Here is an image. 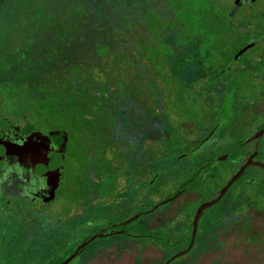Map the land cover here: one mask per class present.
Instances as JSON below:
<instances>
[{"label":"flooded vegetation","instance_id":"af4514ba","mask_svg":"<svg viewBox=\"0 0 264 264\" xmlns=\"http://www.w3.org/2000/svg\"><path fill=\"white\" fill-rule=\"evenodd\" d=\"M258 1L241 0L237 5L233 2L229 10L235 20L242 13L241 18H245V26L250 29L244 32L253 33L249 41L232 53L224 72L232 87L224 93L223 102L231 95V103L221 112L220 127L225 124L226 135L233 144L224 148L211 141L209 133L197 145H185L183 122L172 123L175 126L169 132L161 118L152 119L149 102L143 118L141 113L126 114L130 115L129 128L118 125L112 138L104 128L91 132L78 162V174L71 180L67 164L77 153L69 136L57 131L42 134L28 126L24 130L14 118L0 113L5 134L0 137V213L8 204L7 199L45 206L35 213L54 224L52 237L74 239L76 243L61 264L75 252L68 264H165L173 257H167L169 246L183 241L184 229L192 231L196 211L205 203L201 201L202 191L212 192L209 201L215 199L246 163L251 164L236 182L244 177L248 190L254 184L264 183V134L251 140L264 129V48L255 52L254 59L242 60L248 50L264 42V3L253 8ZM256 40L233 58L242 47ZM246 87L253 90L251 95ZM231 109L232 114L225 119ZM246 112L250 113L248 121ZM5 146L19 154L5 155ZM56 150H65L57 161L56 156L51 157ZM30 152L33 161L29 159ZM185 156L193 158L186 166H179ZM222 163L231 167L233 174L213 193L211 180L222 178L223 174L216 170ZM255 197V203L239 197L242 212L234 208L237 201L231 204V197L223 203L225 224L214 226L212 236L213 240L223 242L220 252L226 255L186 257L195 245V237L190 251L177 258L185 259L169 264H264V204L257 200L263 198V193L257 192ZM56 204L62 206L57 209L59 218L53 219L55 213L49 216L46 210H53L51 206ZM35 213L29 211L28 215ZM27 222L35 224L33 219ZM55 223L64 226L59 228ZM174 234L176 237H172ZM190 240L191 237L188 246ZM48 242L50 246L51 239ZM0 264H7L2 256Z\"/></svg>","mask_w":264,"mask_h":264},{"label":"rangeland","instance_id":"374dc122","mask_svg":"<svg viewBox=\"0 0 264 264\" xmlns=\"http://www.w3.org/2000/svg\"><path fill=\"white\" fill-rule=\"evenodd\" d=\"M213 1L217 2L214 4L212 13L219 18L224 9L229 11L232 8L234 0ZM167 3V0H154L152 4L159 11L169 13L171 16L172 13L166 11L169 9ZM263 3V0H260L253 8L261 7ZM149 4L141 0H0V113L14 118L24 130L28 126L33 131L42 134L57 131L69 136L72 147L77 153L76 157L67 164L71 168V180L78 174V162H81L86 151L91 132H95L99 126L96 121V111L85 99L80 110L69 108L59 114H47L35 109V106L20 92H9L6 82L12 81V84L20 82L22 85H33V87L50 90L51 93L71 95V82L65 79L60 72L58 73L54 67L61 65V61H63L65 68H72V61H77L81 70L84 71L87 68L91 70L92 75L89 77L86 76L88 71L85 72L86 74L84 73L85 79L88 77V79L93 78L97 81L111 83L117 76L116 78L126 86L124 88L121 87V84L114 83L115 86H120L119 91L138 100L139 96L135 91L130 94V87L135 84V69H138L134 55L128 51L125 57L126 65L121 62H115L113 65L118 51L111 50L104 45L112 44L115 36L113 29L117 28L116 23L110 20H117L119 16L126 15V12L132 8L128 18L132 23L140 24L143 19L139 14H143ZM238 17L236 20H241L242 13ZM95 22H98L102 28L99 29ZM106 31L111 32L107 33ZM252 35L253 33L243 31L239 37L233 39L235 44L230 47H240L249 41ZM263 48L264 42L257 44L243 55L242 60L254 59L255 52ZM194 49L190 46L180 53L181 55L189 52L193 54ZM225 60L226 57L220 63ZM180 61L182 60H176L172 65H176ZM186 71L188 68L184 70L185 74ZM7 72L9 77L8 74L6 75ZM210 78L211 76L207 80ZM125 80L130 84H126ZM31 89L33 90V88ZM245 90L249 95L253 93L250 87H246ZM217 104L218 102L214 101V106ZM146 106L147 104H145ZM231 112L233 109L225 114V119L229 114H232ZM249 115V112L245 113L247 121L250 119ZM201 118L204 122L199 128L203 127L202 131L206 134L212 126L211 116L209 112L203 111ZM1 127L2 125H0V137H5L4 129ZM254 127L251 126V129ZM185 128H188L187 125ZM196 128H198V124L195 123L194 129ZM42 134H40L41 140L44 138ZM194 136H196L195 132L190 134L185 130L183 144L197 145L199 139H193ZM213 142L221 143L224 148L234 143L226 135L225 124L215 134ZM192 158L185 156L179 166H186ZM216 170L223 175L222 178L211 180L213 193L223 186L233 174L232 168L224 163L219 164ZM254 172L259 171L254 170ZM243 188L244 190H242ZM257 192L263 193V198L260 197L257 200L264 204V183L254 184L252 190H248L245 187V178H241L232 185L224 199L204 211L198 221L195 237L197 238L205 225H220L224 218L223 203L228 198L231 197V204L237 201L234 208L237 207L239 212H242L244 207L243 204L238 205V202L241 201L239 197H247L255 203ZM212 196L211 191L204 190L201 194V201H209ZM61 197L64 203L66 199L63 198V195ZM7 201L8 204L0 213V256L7 260V264H61L76 245L74 239L68 241L61 236L52 237L51 231L54 224L46 222L43 216L35 213L37 209H43L45 206L41 208V205H34L20 199H7ZM62 204L51 206L53 210L55 209L54 211L46 210L47 208L45 210L49 216L55 213L53 219L59 218L60 214L57 213V209ZM29 211L36 215H28ZM217 215L220 217L216 218ZM29 219H33L35 224L31 226L27 222ZM63 226L61 223L56 224V227L59 228ZM187 232L188 229L183 230L184 241L169 246L168 255L175 256L188 246V238L185 235ZM172 237H176V234ZM49 239L52 241L50 246H48ZM35 247L38 248V251L35 250ZM222 255H226V253L223 252ZM177 260L175 259L174 262Z\"/></svg>","mask_w":264,"mask_h":264},{"label":"trees","instance_id":"16d2710c","mask_svg":"<svg viewBox=\"0 0 264 264\" xmlns=\"http://www.w3.org/2000/svg\"><path fill=\"white\" fill-rule=\"evenodd\" d=\"M141 1L151 4L146 7L143 14H139L143 21L140 24L131 22L128 17L132 8L117 20H110L116 23L117 28L113 29L115 36L112 44L104 45L118 51L113 65L115 62L125 64L128 51L134 55L138 67L135 69L136 85L129 87L130 94L135 91L139 96L138 100L119 91L120 86H115L114 83L121 84L124 88L126 86L116 78L117 76L111 83L88 79L92 75L91 70L89 68L81 70L77 61H72V68H65L63 61L61 65L54 67L71 82V95L51 93L50 90L33 85H22L20 82L12 84V81L6 82L8 91L20 92L35 106V109L47 114H59L69 108L80 110L83 101L87 99L96 111L98 128L107 129L110 138L113 137V129L118 125L129 128L130 115L126 114L141 113L143 118L144 113L148 112L145 104L150 102L152 119L161 118L169 132L175 126V124L172 126V123L182 121L183 132L185 130L190 134L195 132L196 136L193 139L199 141L204 139L217 126L218 112L227 101L225 98L223 102L224 93L232 87V84L227 83V75H224V72L232 53L239 48V46L230 47L235 44L233 39L239 37L243 31H250L245 26V18L235 20L232 18L234 15L225 9L220 13L219 18L216 17L212 9L217 1L213 0H167L169 9L166 11L171 12V16L169 13L159 11L152 4L154 0ZM95 23L99 29L102 28L98 22ZM190 46L195 48L193 54L189 52L181 55L180 52ZM224 57L226 60L220 63ZM179 59L182 61L173 66L172 63ZM186 68L188 71L185 74ZM86 71L88 74L85 73ZM84 73L88 75L86 79ZM209 76L211 78L207 80ZM125 81L126 84L129 83ZM214 101L218 102L216 106ZM203 111L209 112L212 121V126L206 134L202 131L203 127L199 128L204 122L201 118ZM195 123L198 124L196 129H194ZM186 125L188 128H185ZM221 128L219 126L215 134ZM219 217L220 215L216 216ZM224 222L222 218L220 224ZM213 229L214 226L209 225L202 228L194 247L186 257L222 255L220 250L224 247L223 242L218 238L213 240ZM185 235L189 242L191 228ZM183 259L185 258L177 262Z\"/></svg>","mask_w":264,"mask_h":264},{"label":"water","instance_id":"95a60500","mask_svg":"<svg viewBox=\"0 0 264 264\" xmlns=\"http://www.w3.org/2000/svg\"><path fill=\"white\" fill-rule=\"evenodd\" d=\"M234 2V4L235 5H237V4H239L240 3V1L239 0H234L233 1ZM258 40H256V41H253V43L252 44H250V45H247V46H244V47H242L235 55H234V59L238 56V55H240L242 52H244V50L245 49H247V48H249V47H251L252 45H254L256 42H257ZM231 103V95H229L228 97H227V101L224 103V105L222 106V108H221V110L219 111V120H218V123H217V126L215 127V129L210 133V135H209V137L210 136H213L214 134H215V132H216V130L219 128V126H220V123H221V121H220V116H221V112L223 111V110H225L228 106H229V104ZM2 119L3 120H5L7 123H9V119H7V118H5L4 116L2 117ZM262 134H264V129H262V130H260L259 132H257L254 136H253V138L251 139V140H255V139H259L261 136H262ZM18 135H20V134H18ZM6 150V151H5ZM3 151H5V155H13V156H16V155H18L19 153H14L13 152V150H11V148L10 147H7V146H5L4 148H3ZM30 151H32V150H30ZM65 150H56L55 152H53L52 153V158H53V156H56V161L57 160H59L60 159V156L61 155H63L65 152H64ZM30 157H29V159H31V161H33V159H34V157H33V152H30V155H29ZM23 159V158H22ZM251 163H246L244 166H242L240 169H239V171L226 183V185L220 190V192H219V194H218V196L215 198V199H213V200H211V201H208V202H205V203H203L198 209H197V211H196V214H195V216H194V219H193V223H192V231H191V240H190V244H189V246H188V248L186 249V250H184V251H182V252H180V253H178V254H176L175 256H173V257H171L165 264H169L170 262H172V261H174L175 259H177V258H179V257H181V256H184L185 254H187L189 251H190V249H191V247H192V245H193V241H194V239H195V236H196V232H197V224H198V221H199V219H200V217L202 216V214H203V212H204V210H206V209H208V208H210V207H212V206H214L215 204H217L222 198H223V196L225 195V193H226V191L243 175V173H244V170L250 165ZM264 166V165H263ZM40 193V192H39ZM53 199V198H52ZM48 201H51V199H49ZM70 204V203H69ZM74 205H76V204H74ZM76 252L71 256V257H69L65 262H63L62 264H68L71 260H73V258L76 256Z\"/></svg>","mask_w":264,"mask_h":264}]
</instances>
